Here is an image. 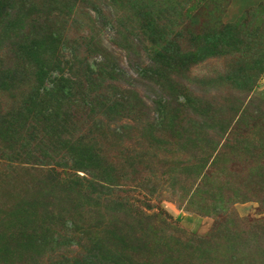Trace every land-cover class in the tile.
Wrapping results in <instances>:
<instances>
[{
  "label": "rangeland",
  "instance_id": "374dc122",
  "mask_svg": "<svg viewBox=\"0 0 264 264\" xmlns=\"http://www.w3.org/2000/svg\"><path fill=\"white\" fill-rule=\"evenodd\" d=\"M8 71L0 264H264V0H0Z\"/></svg>",
  "mask_w": 264,
  "mask_h": 264
},
{
  "label": "trees",
  "instance_id": "16d2710c",
  "mask_svg": "<svg viewBox=\"0 0 264 264\" xmlns=\"http://www.w3.org/2000/svg\"><path fill=\"white\" fill-rule=\"evenodd\" d=\"M10 14H5L4 16H2L1 18V22H4L3 20H5L7 23L10 22ZM3 19V20H2ZM19 74V80L20 81H23L22 79V76H23V72L21 71ZM13 75V71H8V72H3V73H0V92L1 94L4 93V91L6 92L7 91V88L9 86H13L16 82V80L18 78H10L11 76ZM7 79L9 80V82H7ZM85 120H82L80 123H84ZM2 254L1 250H0V255ZM92 261L96 262L97 259L95 258H91Z\"/></svg>",
  "mask_w": 264,
  "mask_h": 264
}]
</instances>
